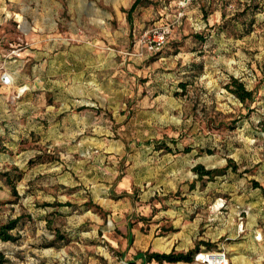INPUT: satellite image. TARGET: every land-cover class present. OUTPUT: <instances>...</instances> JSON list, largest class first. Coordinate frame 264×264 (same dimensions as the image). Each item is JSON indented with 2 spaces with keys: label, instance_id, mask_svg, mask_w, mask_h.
Listing matches in <instances>:
<instances>
[{
  "label": "rangeland",
  "instance_id": "obj_1",
  "mask_svg": "<svg viewBox=\"0 0 264 264\" xmlns=\"http://www.w3.org/2000/svg\"><path fill=\"white\" fill-rule=\"evenodd\" d=\"M90 1L118 31L134 0ZM34 5L0 0V76L25 47L22 12L29 25L52 7L47 34L90 47L92 61L119 45L76 16L74 0H39L38 14ZM177 12L175 0H142L131 18L144 24L137 40L167 23L166 43L135 63L91 68L84 86L61 70L54 84L21 85L17 75L0 84V225L21 217L9 231L16 240H0L5 264H142L138 252L171 251H194L175 264H201L194 256L207 252L264 264V197L253 187H264V0H194L176 23ZM230 78L254 102L240 103ZM198 164L227 169L199 178ZM123 223L137 236L120 239Z\"/></svg>",
  "mask_w": 264,
  "mask_h": 264
},
{
  "label": "crops",
  "instance_id": "obj_2",
  "mask_svg": "<svg viewBox=\"0 0 264 264\" xmlns=\"http://www.w3.org/2000/svg\"><path fill=\"white\" fill-rule=\"evenodd\" d=\"M44 1V0H42ZM76 7L74 8V12L76 16L82 15L87 18L90 22L98 23L106 33H113V42L119 43V45H115V48H107L102 52L103 60L92 61L91 60V48L86 45H68V46H60L57 45V39L53 33H48L47 30L53 27V22L51 17L54 15L55 10L51 7L47 10H43L44 17H42V21L39 22L37 20V16L30 18V23L27 25V14L22 12L18 17L22 16L23 27H22V40L25 41V47L17 50L13 57L7 62L5 68L6 74L11 79L10 85L4 86H12L15 76L22 77L21 85H30L31 83L34 86H42L44 84H49L51 82L54 84L56 79L58 78V71H66L64 74L66 75L64 78L72 81H77V84L84 86L88 84L89 81H86L88 75H85V72L89 71L91 68H99V69H107L109 66H113L117 64V61L120 64L124 63H135V60H139L143 57H125L126 56V42L131 37L132 46L131 52L133 53L137 50V36L142 31L144 24H139V22H132V14L127 15L128 8H123V11L118 14V19L120 20V24L118 27V31H114L110 22H108V18L111 17L106 13V11L102 10V15H98V17L103 18L102 20L97 19L96 15H93L90 11L91 6H94L95 3L90 0H74ZM56 4V8L59 4ZM103 4L107 5V0H103ZM39 0H35V8L32 9L34 14H38L39 11L42 12L38 8ZM104 20V22H103ZM113 31V32H112ZM145 30L142 32L144 33ZM79 36V35H77ZM76 36V37H77ZM118 37V38H117ZM98 53L100 51H97ZM132 57V56H131ZM30 71V73L25 74L24 72ZM19 72V73H18ZM45 81V83H44ZM0 84L1 81H0ZM3 85V84H2ZM23 100H28L30 98V94H25V91L19 95ZM114 214L122 215V211H116ZM117 229L121 231L122 237L120 239L125 238L128 232L129 235L135 237L137 234L134 232L133 228L129 227L127 223H123L122 225H118ZM172 242H167L166 247L171 248ZM127 247V245H126ZM133 248V247H132ZM131 249V245L129 247ZM167 264H175V263H167Z\"/></svg>",
  "mask_w": 264,
  "mask_h": 264
},
{
  "label": "trees",
  "instance_id": "obj_3",
  "mask_svg": "<svg viewBox=\"0 0 264 264\" xmlns=\"http://www.w3.org/2000/svg\"><path fill=\"white\" fill-rule=\"evenodd\" d=\"M142 0H134L132 5L130 6L129 10L127 11V15L132 14L137 7L140 5ZM182 88H184L183 85H180ZM232 87V88H231ZM225 88L240 102V103H252L254 102V93L252 90H247L242 82H240L236 78H230V84L226 85ZM168 149L166 146L163 145V147ZM227 169V166L224 167L221 171L218 170H205L204 167L200 164L196 165L193 168V171L196 173V175L199 178L208 177L212 178L216 175H222ZM7 176V174H5ZM9 180V179H7ZM8 184H11L8 182ZM253 187L258 188L264 197V187L259 185L257 182H253ZM13 189V188H12ZM61 204H58L60 206ZM87 206H93L92 203L86 204ZM21 217H17L16 219L10 220L4 225H0V240L6 242V241H15L16 237L12 236L9 231L16 228L18 222L20 221ZM56 239L62 240L63 236L59 233H56ZM194 251H188L186 253H175L173 251L169 253H158V252H138L135 255V259H140L142 264H147L148 262L155 261L157 263H178V262H184V263H190L192 261V255ZM7 262L6 259H4L2 253H0V264H5ZM128 264H135L134 261L128 262Z\"/></svg>",
  "mask_w": 264,
  "mask_h": 264
},
{
  "label": "built area",
  "instance_id": "obj_4",
  "mask_svg": "<svg viewBox=\"0 0 264 264\" xmlns=\"http://www.w3.org/2000/svg\"><path fill=\"white\" fill-rule=\"evenodd\" d=\"M194 0H175V7L178 9L175 22L183 17V9L190 5ZM171 32V26L167 23H162L158 27L145 31L137 41V50L129 55L134 57H143L147 54H154L158 52L162 46L166 43L167 38ZM0 81L3 85H10L11 79L6 74L3 73L0 76ZM204 254H212L210 252ZM220 259L217 264H228V260L224 253H215ZM194 261L200 262L201 264H209L203 258H199V253L194 256Z\"/></svg>",
  "mask_w": 264,
  "mask_h": 264
},
{
  "label": "bare ground",
  "instance_id": "obj_5",
  "mask_svg": "<svg viewBox=\"0 0 264 264\" xmlns=\"http://www.w3.org/2000/svg\"><path fill=\"white\" fill-rule=\"evenodd\" d=\"M199 258H203L209 264H217L219 262V259H220V257L215 253L207 254V255L204 253H200Z\"/></svg>",
  "mask_w": 264,
  "mask_h": 264
}]
</instances>
